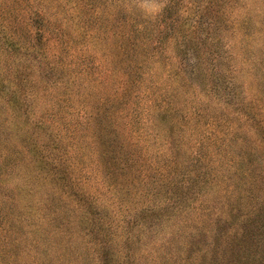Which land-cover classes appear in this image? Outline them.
<instances>
[{"label": "rangeland", "instance_id": "rangeland-1", "mask_svg": "<svg viewBox=\"0 0 264 264\" xmlns=\"http://www.w3.org/2000/svg\"><path fill=\"white\" fill-rule=\"evenodd\" d=\"M0 264H264V0H0Z\"/></svg>", "mask_w": 264, "mask_h": 264}]
</instances>
